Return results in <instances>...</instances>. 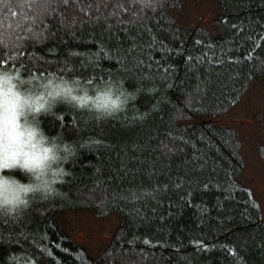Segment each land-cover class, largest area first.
Returning <instances> with one entry per match:
<instances>
[{
    "label": "trees",
    "instance_id": "obj_1",
    "mask_svg": "<svg viewBox=\"0 0 264 264\" xmlns=\"http://www.w3.org/2000/svg\"><path fill=\"white\" fill-rule=\"evenodd\" d=\"M216 4L211 30L176 21L179 0H0V67L112 78L140 93L108 120L66 107L42 117L50 135L88 146L66 165L60 196L0 217V264H264L236 129L203 118L264 78V0ZM72 209L117 213L96 256L57 219Z\"/></svg>",
    "mask_w": 264,
    "mask_h": 264
},
{
    "label": "clouds",
    "instance_id": "obj_2",
    "mask_svg": "<svg viewBox=\"0 0 264 264\" xmlns=\"http://www.w3.org/2000/svg\"><path fill=\"white\" fill-rule=\"evenodd\" d=\"M139 95L112 78L100 83L57 73L34 78L0 67V217H18L35 200L60 196L59 186L70 175L66 165L88 146L61 132L50 135L42 117L57 116L56 109L66 107L108 120L127 113ZM17 171L23 180L13 174Z\"/></svg>",
    "mask_w": 264,
    "mask_h": 264
},
{
    "label": "rangeland",
    "instance_id": "obj_3",
    "mask_svg": "<svg viewBox=\"0 0 264 264\" xmlns=\"http://www.w3.org/2000/svg\"><path fill=\"white\" fill-rule=\"evenodd\" d=\"M216 10V0H179L171 12L180 23H199L212 30ZM203 118L236 129L244 162L239 178L252 188L264 219V78L255 77L240 100L225 112ZM56 216L72 240L94 256L112 239L119 225L115 212L97 217L91 210L72 209L57 211Z\"/></svg>",
    "mask_w": 264,
    "mask_h": 264
}]
</instances>
